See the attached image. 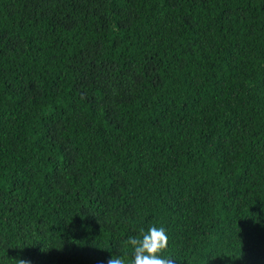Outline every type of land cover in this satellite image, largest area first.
<instances>
[{"label":"trees","instance_id":"16d2710c","mask_svg":"<svg viewBox=\"0 0 264 264\" xmlns=\"http://www.w3.org/2000/svg\"><path fill=\"white\" fill-rule=\"evenodd\" d=\"M264 264V0H0V264Z\"/></svg>","mask_w":264,"mask_h":264},{"label":"clouds","instance_id":"9594fccd","mask_svg":"<svg viewBox=\"0 0 264 264\" xmlns=\"http://www.w3.org/2000/svg\"><path fill=\"white\" fill-rule=\"evenodd\" d=\"M125 245L131 249L132 260L129 262L126 254L114 255L108 264H176L174 258L162 255L169 246L167 230L162 226H152L140 236H129ZM20 264L27 262L20 260Z\"/></svg>","mask_w":264,"mask_h":264}]
</instances>
